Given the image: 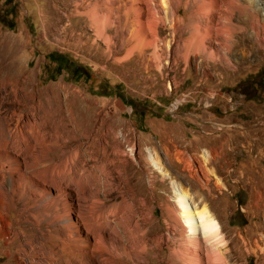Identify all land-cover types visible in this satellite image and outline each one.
Returning <instances> with one entry per match:
<instances>
[{
    "label": "rangeland",
    "instance_id": "374dc122",
    "mask_svg": "<svg viewBox=\"0 0 264 264\" xmlns=\"http://www.w3.org/2000/svg\"><path fill=\"white\" fill-rule=\"evenodd\" d=\"M75 2L0 0V16L13 27L0 23V135L4 118L13 117V128L33 114L44 122L39 135L52 144L42 162L48 172L85 194L98 189L105 205H148L163 236L165 209L178 210L174 182L192 207H206L219 223L229 264H264V43L251 29L239 31L230 64L202 52L184 61L180 45L189 33L173 35L163 22L155 61L150 48L122 46L127 29H107V48ZM255 19L264 26V10ZM52 53L73 67L60 70ZM150 153L169 176L148 161ZM69 154L77 155L74 167L65 163ZM15 228L10 257L0 237V264L21 257L29 264L25 257L48 251L45 224Z\"/></svg>",
    "mask_w": 264,
    "mask_h": 264
},
{
    "label": "bare ground",
    "instance_id": "6f19581e",
    "mask_svg": "<svg viewBox=\"0 0 264 264\" xmlns=\"http://www.w3.org/2000/svg\"><path fill=\"white\" fill-rule=\"evenodd\" d=\"M78 1L75 5L82 12L76 14L89 17V26L107 48L113 44L107 29H127L122 46L132 42V48L139 49V53L150 48L155 61L160 41L157 28L163 22L173 35L189 33L180 45L184 61L189 55L202 52L213 62L223 60L230 64L228 54L240 46L235 36L239 31L251 29L252 39L264 43V32L259 29L264 26L255 19L257 11L264 10V0ZM182 11L187 15L183 16ZM129 56L128 51L125 58ZM12 118L3 119L0 135V237L9 257V247L19 235L15 226L27 222L34 227L45 224L49 239L48 251L31 252L25 257L29 264H152L154 260L165 264H229L219 223L206 207H192L188 195L177 184L172 182L178 210L165 209L164 216L170 224L163 236L159 221L153 218V208L148 205H105L98 189L85 194L77 182V188H71L64 178L53 176L46 168L49 165H44L52 144L39 135L38 126L43 121L26 114L22 115L26 119L23 126V121L17 120L12 128L8 124ZM75 157L70 155L65 163L74 167ZM148 161L162 176H169L163 173L162 163L154 154L150 153ZM26 246L30 248L28 243ZM165 247L167 253L163 257ZM22 258H18V264H23Z\"/></svg>",
    "mask_w": 264,
    "mask_h": 264
},
{
    "label": "trees",
    "instance_id": "16d2710c",
    "mask_svg": "<svg viewBox=\"0 0 264 264\" xmlns=\"http://www.w3.org/2000/svg\"><path fill=\"white\" fill-rule=\"evenodd\" d=\"M0 23L2 25H5V27L7 26L9 29L13 28L11 25H9V24H7L5 22V20H4V18L2 16H0ZM49 58L51 59L52 62H55L57 64V66H58V68L60 70H64V68L67 69V68L73 67L71 65V61H69V59L65 55H62V54H59V53H52V54L49 55ZM85 74H87V73H85ZM115 92H116V89H112L110 91L109 95L114 94ZM119 97L122 98L121 95H119ZM238 202H239L240 205L243 204L242 200L239 201V199H238Z\"/></svg>",
    "mask_w": 264,
    "mask_h": 264
},
{
    "label": "water",
    "instance_id": "95a60500",
    "mask_svg": "<svg viewBox=\"0 0 264 264\" xmlns=\"http://www.w3.org/2000/svg\"><path fill=\"white\" fill-rule=\"evenodd\" d=\"M262 83L264 85V69H263V72H262Z\"/></svg>",
    "mask_w": 264,
    "mask_h": 264
},
{
    "label": "crops",
    "instance_id": "0c3cea01",
    "mask_svg": "<svg viewBox=\"0 0 264 264\" xmlns=\"http://www.w3.org/2000/svg\"><path fill=\"white\" fill-rule=\"evenodd\" d=\"M207 139L209 140L210 138H205V142H208V140H207ZM210 143H211V139H210Z\"/></svg>",
    "mask_w": 264,
    "mask_h": 264
},
{
    "label": "built area",
    "instance_id": "2783aa9c",
    "mask_svg": "<svg viewBox=\"0 0 264 264\" xmlns=\"http://www.w3.org/2000/svg\"><path fill=\"white\" fill-rule=\"evenodd\" d=\"M174 109H176V107Z\"/></svg>",
    "mask_w": 264,
    "mask_h": 264
},
{
    "label": "flooded vegetation",
    "instance_id": "af4514ba",
    "mask_svg": "<svg viewBox=\"0 0 264 264\" xmlns=\"http://www.w3.org/2000/svg\"><path fill=\"white\" fill-rule=\"evenodd\" d=\"M262 82V81H261ZM263 84V83H262Z\"/></svg>",
    "mask_w": 264,
    "mask_h": 264
}]
</instances>
